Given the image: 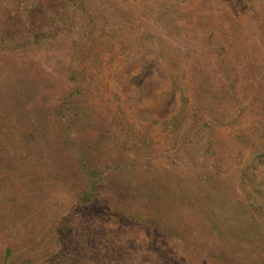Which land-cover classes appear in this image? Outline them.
I'll list each match as a JSON object with an SVG mask.
<instances>
[{"label": "rangeland", "instance_id": "1", "mask_svg": "<svg viewBox=\"0 0 264 264\" xmlns=\"http://www.w3.org/2000/svg\"><path fill=\"white\" fill-rule=\"evenodd\" d=\"M0 264H264V0H0Z\"/></svg>", "mask_w": 264, "mask_h": 264}, {"label": "trees", "instance_id": "2", "mask_svg": "<svg viewBox=\"0 0 264 264\" xmlns=\"http://www.w3.org/2000/svg\"><path fill=\"white\" fill-rule=\"evenodd\" d=\"M75 75L72 74L71 76V82H75L74 79ZM67 108V105H64V109L62 111H65ZM92 180L89 183V188L83 192L80 201L84 204V205H89L91 204L95 198H96V193L98 191V188L100 187V174H98L97 172H92ZM11 257L10 253L8 252V256L7 259H9Z\"/></svg>", "mask_w": 264, "mask_h": 264}]
</instances>
